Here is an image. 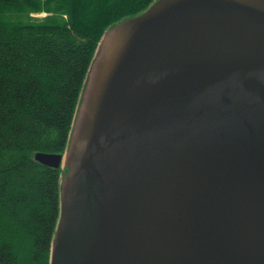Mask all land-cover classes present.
I'll return each instance as SVG.
<instances>
[{
  "label": "water",
  "instance_id": "obj_1",
  "mask_svg": "<svg viewBox=\"0 0 264 264\" xmlns=\"http://www.w3.org/2000/svg\"><path fill=\"white\" fill-rule=\"evenodd\" d=\"M56 169L49 264H264V0H154L101 36Z\"/></svg>",
  "mask_w": 264,
  "mask_h": 264
},
{
  "label": "trees",
  "instance_id": "obj_2",
  "mask_svg": "<svg viewBox=\"0 0 264 264\" xmlns=\"http://www.w3.org/2000/svg\"><path fill=\"white\" fill-rule=\"evenodd\" d=\"M153 1L0 0V264H49L61 169L34 155L64 152L101 36Z\"/></svg>",
  "mask_w": 264,
  "mask_h": 264
},
{
  "label": "rangeland",
  "instance_id": "obj_3",
  "mask_svg": "<svg viewBox=\"0 0 264 264\" xmlns=\"http://www.w3.org/2000/svg\"><path fill=\"white\" fill-rule=\"evenodd\" d=\"M45 13H37V14H32V16H35V17H42L44 16ZM101 39V38H100ZM100 41V40H99ZM99 44V42H98ZM98 46V45H97ZM97 48V47H96ZM85 87H86V81H85V84H84V87H83V90H82V93H81V96H80V101H79V104H78V107L76 109V114H75V117H74V121H73V124H72V129H71V132L73 131V129L75 128L76 126V123H77V119H78V115L80 113V104H81V100H82V95H83V92H85ZM70 137V136H69ZM69 140V139H68ZM63 170V168L61 169ZM63 173V171H61V174ZM60 178H62V175L60 176Z\"/></svg>",
  "mask_w": 264,
  "mask_h": 264
}]
</instances>
